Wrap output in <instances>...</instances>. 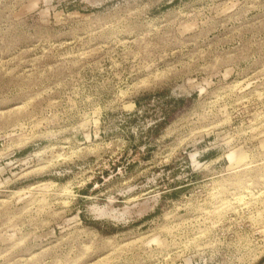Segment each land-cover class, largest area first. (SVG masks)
<instances>
[{"label":"rangeland","instance_id":"obj_1","mask_svg":"<svg viewBox=\"0 0 264 264\" xmlns=\"http://www.w3.org/2000/svg\"><path fill=\"white\" fill-rule=\"evenodd\" d=\"M0 264H264V0H0Z\"/></svg>","mask_w":264,"mask_h":264}]
</instances>
